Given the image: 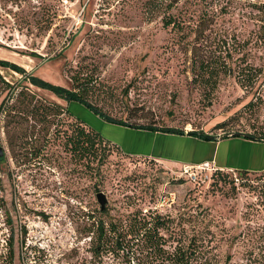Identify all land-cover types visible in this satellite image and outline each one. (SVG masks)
<instances>
[{
	"label": "rangeland",
	"instance_id": "rangeland-1",
	"mask_svg": "<svg viewBox=\"0 0 264 264\" xmlns=\"http://www.w3.org/2000/svg\"><path fill=\"white\" fill-rule=\"evenodd\" d=\"M217 26L227 31L235 73L220 75L211 91L191 81L189 62L177 50L174 35L162 28L160 19L147 20L137 0H0V60L66 88L76 81L87 84L90 101L130 123L177 127L199 140L222 137L215 153L226 156L230 165L263 164L264 141L234 135L264 134L260 15L248 2H234ZM245 66L261 69L259 81H237L236 69ZM0 75L12 87L27 86L43 101L66 108V101L20 74L0 68ZM11 92L0 90V104ZM249 101L252 105L245 106ZM69 110L129 153L109 144L102 167L99 188L113 214L141 208L168 215L184 237L200 231V242L212 247L217 264H224L228 253L226 264H252L255 255L264 253V242L254 241L264 233V169L241 173L243 169L213 161L201 168L199 163L142 154L148 149L156 154L158 143L167 155L177 156L197 146L193 140L165 134L153 145L137 144L138 130L126 136L127 131L78 102L72 101ZM56 121L55 128L68 134L76 123L66 114ZM55 128L50 138L58 134ZM20 129V124L7 126L0 110V145L5 151L0 163V264H95L85 231L87 212L99 206L94 176L83 173L57 142L46 155L34 157ZM236 142L241 143L234 154ZM8 239L13 243L12 261Z\"/></svg>",
	"mask_w": 264,
	"mask_h": 264
},
{
	"label": "trees",
	"instance_id": "trees-1",
	"mask_svg": "<svg viewBox=\"0 0 264 264\" xmlns=\"http://www.w3.org/2000/svg\"><path fill=\"white\" fill-rule=\"evenodd\" d=\"M239 1L248 2L259 13L262 22L260 36L264 40V1L137 0L147 20L160 19L162 28L174 35L177 50L186 55L189 62L191 81L208 88L209 91L215 88L220 75L230 76L235 73V68L231 65L232 47L227 41V31L218 28L217 21L220 17L230 14L233 3ZM0 68L20 74L23 80L52 92L67 103H80L105 122L146 131L184 134L181 128L159 127L151 123L134 124L109 115L88 99V86H81L82 82L76 81L72 88H66L28 74L22 67L13 63L0 60ZM260 76V68L245 66L236 69L235 78L242 83L241 81H247L249 78L250 81H259ZM71 78L77 80L75 76ZM0 90H12L6 103L0 104L3 121L7 126L9 123L20 124V135H24L25 143L31 147L30 153L34 157L46 155L45 151L57 142L65 151L71 153L83 173L94 176L92 186L95 198L98 192H103L99 188V182L101 176L103 177L102 167L109 156V144L116 145L125 154L129 153L71 113L68 107L63 108L58 104L43 101L27 86L19 84L12 87L0 75ZM251 105L250 101L245 104ZM62 114L72 115L76 119L70 134L67 130L55 128L59 126L56 118ZM52 126L55 133H58L55 138L49 136ZM242 134L235 132L234 135L264 141L263 132L258 136ZM4 160L5 151L0 156V163ZM244 172L247 170H241V173ZM261 185L263 186L264 182ZM86 217L89 222L85 231L89 235L90 251L95 264H112L115 260L125 264H217L215 255L211 253L212 247L200 242L202 236L197 234H201L200 231L184 237L175 227L174 218L156 210L143 211L141 208H134L121 215H115L106 203L104 209L101 210L100 205L96 206L87 212ZM241 233H237V237ZM254 241L264 242V233L258 234ZM7 248L12 261L13 243L10 240ZM230 257L231 254L228 253L224 264L228 263ZM251 262L264 264V253L255 255Z\"/></svg>",
	"mask_w": 264,
	"mask_h": 264
},
{
	"label": "crops",
	"instance_id": "crops-1",
	"mask_svg": "<svg viewBox=\"0 0 264 264\" xmlns=\"http://www.w3.org/2000/svg\"><path fill=\"white\" fill-rule=\"evenodd\" d=\"M70 103L71 102L66 104V107H68V109H69ZM113 125H115V124H113ZM115 126L120 128V129H122L123 131H127L126 132V134H127L126 136H129L130 131H132L134 129V128H130V127H126V126H120V125H115ZM135 130H138L137 131V135L138 134L140 135L139 137L137 136V144L146 143L148 145H153V144H155L158 136H160L161 134H165V137L173 138V137H176V136H180V138L184 139V141H187L189 139L193 140L194 143H196L195 145L197 146L196 150L192 151V153L189 150L188 151L189 154H180V155L177 156V155H174V154L167 155L166 154V150L164 149V146H161L158 143L156 145V148L158 149V152L156 154L153 153L150 149L144 151L142 154H146V155H150V156H153V157H156V158H160V159H163V160H169V161L178 162V163H200V162H204V161H213V162L216 163V165H218L220 167H225V168L247 169V170H253V171H258V170H263L264 169V163L263 164L257 163L254 166H249V165H247V163L243 164L241 162L233 163V165L228 164V160H227L226 156L223 155L222 157H220L218 155V152L215 153V149L217 148V145L224 138L219 139V140L210 141V140H204V139H200L199 140V139H196V138L191 137V136H184L183 134H169V133L146 131V130H142V129H135ZM236 140L239 141V139H236ZM250 140H252V139H250ZM252 141H257V140H252ZM260 142H262V141H260ZM121 143H123V139L121 140ZM240 143L241 142H239V143L236 142L234 144V146L232 147V148H234L233 149V153L234 154H236V152L239 151V147H238L237 144H240ZM139 154H141V153H139ZM171 159H174V160H171Z\"/></svg>",
	"mask_w": 264,
	"mask_h": 264
},
{
	"label": "water",
	"instance_id": "water-1",
	"mask_svg": "<svg viewBox=\"0 0 264 264\" xmlns=\"http://www.w3.org/2000/svg\"><path fill=\"white\" fill-rule=\"evenodd\" d=\"M197 135L198 136H202V137H207V136H205L203 134H197ZM221 139H222V137H221ZM3 154H4V150H3V147L0 145V156H2ZM96 200H97V202L100 205V209L101 210L104 209L105 208V205H106V203L108 201L106 194L104 192H98L96 194Z\"/></svg>",
	"mask_w": 264,
	"mask_h": 264
},
{
	"label": "built area",
	"instance_id": "built-area-1",
	"mask_svg": "<svg viewBox=\"0 0 264 264\" xmlns=\"http://www.w3.org/2000/svg\"><path fill=\"white\" fill-rule=\"evenodd\" d=\"M198 167H201V168H206V167H209V162L205 161V162H202V163H199V165H196ZM215 169V168H212V170Z\"/></svg>",
	"mask_w": 264,
	"mask_h": 264
}]
</instances>
